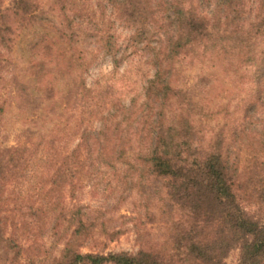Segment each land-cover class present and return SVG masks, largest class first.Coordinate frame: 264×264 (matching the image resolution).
I'll use <instances>...</instances> for the list:
<instances>
[{"label": "trees", "instance_id": "obj_1", "mask_svg": "<svg viewBox=\"0 0 264 264\" xmlns=\"http://www.w3.org/2000/svg\"><path fill=\"white\" fill-rule=\"evenodd\" d=\"M52 1L60 8L63 15L59 17L64 16L66 23L61 24L66 29L41 17L37 12L41 0H12L8 8H3L0 0L3 88H7L3 75L7 64L2 49L11 51L15 35L27 28L25 24L29 28L31 23L43 20L41 28L45 31L33 29L24 35L30 52L29 78L15 83V118L26 122L35 120L38 109L52 110L56 82L63 76L75 80L74 87L64 95L65 110L53 119L55 127L42 151L46 158H54L51 163L57 171L50 192L58 191V186L64 184L74 188L87 166H124L129 173L146 171L166 179L171 207L175 205L173 209H180L187 219L173 223L170 242L174 249L140 250L135 255L81 253L76 248L77 238L89 226L80 219L60 257L49 264H224L236 245L241 251L239 264H264V152L260 151L264 150V129L259 135L251 127L254 113L264 109V0H253L255 14L250 21L246 18L245 0H167L159 5L153 0H106L134 30L137 44L149 45L156 36L160 38L158 47H153L156 72L145 88L146 100L142 105L119 107L112 100L105 101L114 110L111 108L107 115L99 117L97 137L85 134L84 129L78 145L65 155L56 147V134L77 135L88 113L83 109L95 100L93 90L86 86L79 72L84 57L75 51L80 37L77 31L81 28L76 20L88 19L93 23L94 13L87 6L90 0ZM212 5L214 8L208 11ZM69 6L74 12L72 18L66 12ZM159 7L166 8L165 21ZM10 14L21 20L17 21L18 27L9 23ZM99 35L106 52L116 53L113 35L109 31ZM193 56L223 60L224 71L233 75L238 85L249 76L257 86L254 98L240 104L244 106L241 121L233 127L226 122L212 132L208 141L198 122L210 120L222 111H212L205 99H197L188 89L173 85L179 60ZM243 68L252 72H242ZM3 88L0 124L7 109ZM12 105L8 107L11 109ZM95 105L98 112L94 115L91 111V118H98L101 112L100 104ZM31 151L24 144L1 150L0 202L6 184L22 178L31 163ZM251 206H256L259 214ZM1 217L0 232L4 230ZM212 223L216 233L210 236L208 227ZM7 248H11L10 243Z\"/></svg>", "mask_w": 264, "mask_h": 264}, {"label": "rangeland", "instance_id": "obj_2", "mask_svg": "<svg viewBox=\"0 0 264 264\" xmlns=\"http://www.w3.org/2000/svg\"><path fill=\"white\" fill-rule=\"evenodd\" d=\"M162 1L167 0H153V3L159 5ZM245 1L246 18L250 21L255 14V4L253 0ZM2 3L3 8H8L12 0H2ZM87 6L94 13V20L93 23L88 19L82 22L77 18L76 23L81 28H78L80 32L77 31L80 37L75 51L84 57L83 67L79 72L86 86L93 90L95 100L83 109L88 113L85 115L86 121H81L77 135L56 134V147L62 155L73 151L80 142L84 129H87L85 134L97 137V131L101 127L99 117L107 115L113 107L112 104H104L105 101L112 100L119 107L130 106L132 103L142 105L146 100L145 88L156 72L153 47L156 49L159 45L158 36L149 45L146 42L137 44L134 41V30L121 20L118 12L106 0H90ZM213 8L212 5L207 9L211 11ZM69 9L70 6L66 12L72 18L74 12ZM165 9L159 7L158 10L163 20V15H167ZM37 12L44 19L48 17V22L66 29L62 26L66 23L65 18L59 17L63 14L54 1L41 0ZM10 16L8 22L18 27L17 21L21 20L14 14ZM42 23L43 20L31 23L29 28L25 24L27 28L20 29L15 35L11 51L2 49L7 64L3 72L7 88H3L4 82H1L0 88H3L1 91L7 102V109L0 124V152L5 148L24 144L31 148L32 160L26 166L22 178L17 182H8L2 194L0 215L4 230L0 232V264L52 263L60 257L80 219L89 226L86 233L77 238L76 248L81 253L135 255L140 250L174 249L170 242L173 223L187 218L180 209H173L175 205L171 207L164 178L146 171L129 173L124 166L116 169L103 162L96 168L87 166L82 179L77 181L74 188L70 184H64L62 187L58 186V191L50 192L51 180L57 171L51 163L54 158H46L47 155L43 156L42 151L46 148L48 135L55 127L53 119L57 113L65 110L64 95L74 87L75 80L71 76H63L56 82L52 110L38 109L35 120L29 119L26 122L15 118V83L29 78L27 72L30 52L24 35L30 34L29 31L33 29L44 33ZM106 31L113 35L112 42L116 45L114 54L106 52L105 42L100 38L99 34L105 35ZM225 64L223 60L193 56L179 60L176 65L173 85L188 89L197 99H205L204 103L209 102L212 111H222L220 114L215 113L210 120L198 122L207 141L212 132L226 122L231 127L240 122L244 114V106L240 104L253 99L256 94L257 86L248 79L249 76L238 85L233 80V75L224 71ZM244 71L252 72L247 68H243L242 72ZM9 104H13L11 109ZM95 104H100L101 112L98 118H91V111L94 115L98 112ZM253 120V133L258 132L260 135L264 129V109L254 113ZM260 151L264 152L263 148ZM251 209L256 212V206H251ZM73 213H77L75 217ZM186 223L189 221H185ZM182 229L185 228L180 227ZM208 231L210 236L216 233L214 223L208 227ZM8 238L11 241H7ZM9 243L11 248H7ZM240 254V247L234 246L228 252L224 264H239Z\"/></svg>", "mask_w": 264, "mask_h": 264}]
</instances>
